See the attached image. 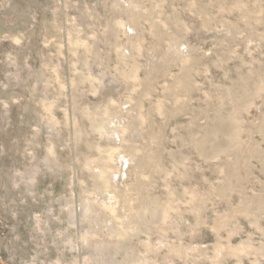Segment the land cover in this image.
Masks as SVG:
<instances>
[{
	"label": "rangeland",
	"instance_id": "rangeland-1",
	"mask_svg": "<svg viewBox=\"0 0 264 264\" xmlns=\"http://www.w3.org/2000/svg\"><path fill=\"white\" fill-rule=\"evenodd\" d=\"M0 264H264V0H0Z\"/></svg>",
	"mask_w": 264,
	"mask_h": 264
}]
</instances>
